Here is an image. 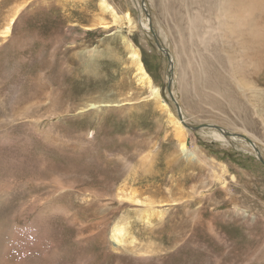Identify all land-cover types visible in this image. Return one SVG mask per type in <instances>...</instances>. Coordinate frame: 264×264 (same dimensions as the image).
I'll list each match as a JSON object with an SVG mask.
<instances>
[{"label":"rangeland","instance_id":"rangeland-1","mask_svg":"<svg viewBox=\"0 0 264 264\" xmlns=\"http://www.w3.org/2000/svg\"><path fill=\"white\" fill-rule=\"evenodd\" d=\"M106 1L118 21L100 0H0V264H264V46L242 43L264 31V0ZM240 2L252 3L243 25ZM171 87L187 126L201 129L174 128L183 114ZM181 136L202 161L184 157ZM124 181L156 202L113 199ZM123 221L149 254L113 242Z\"/></svg>","mask_w":264,"mask_h":264},{"label":"bare ground","instance_id":"bare-ground-1","mask_svg":"<svg viewBox=\"0 0 264 264\" xmlns=\"http://www.w3.org/2000/svg\"><path fill=\"white\" fill-rule=\"evenodd\" d=\"M101 1V4H102V10L104 11V12H107V13H109L110 15H112L113 17H114V19H115V21H118V14H117V12L115 11V9L111 6V4H109L106 0H100ZM241 3V2H240ZM239 3V4H240ZM244 3L245 2H242L241 3V5H240V7H239V9H237L236 10V13L238 14V13H241V15H239L238 17H239V22H240V24H244V22L242 21V19H243V17L245 16V15H247L248 13H249V6H252V3L248 6V7H245L244 8ZM21 5H22V3H21ZM20 7L21 6H19L18 5V8H16V9H14V10H12L9 14H7V16H6V19H5V22H4V25H3V29H2V31H1V33L4 35V38L6 37V35H8L9 33H10V30H11V27H12V25H15L14 23H15V19H16V17L18 16L17 14H18V11H19V9H20ZM251 9V8H250ZM225 10L226 11H228V13L226 12V11H221V13H222V15L223 14H228V15H230L231 16V18H229V28H230V24H231V21H232V18H233V12H232V9H231V6L229 5V6H227L226 8H225ZM131 13H130V11H126V13H125V20L129 23V25H130V27H129V29H130V31H132V28H133V22H132V17H131ZM220 16V15H219ZM224 16V15H223ZM237 16V15H236ZM123 18V17H122ZM104 18L103 17H101L100 19H99V21L97 22V25H99V27H101V28H107L108 27V23L107 22H104V20H103ZM106 21V20H105ZM145 22V21H144ZM142 23V22H141ZM146 23V25H148L149 23L148 22H145ZM96 25V26H97ZM142 25V28L144 29V24H141ZM226 25V24H225ZM255 25V24H254ZM240 26L241 25H239V26H237V24L235 23V28H240ZM150 30H153V28L152 27H150ZM161 31V30H160ZM154 32V35H153V37L155 38V40L157 39L159 42H160V44H161V46H162V48L163 49H161L158 45V48L161 50V51H163V53H164V56H166L168 59H170V62L168 63L169 64V68L172 70V69H174V68H176L177 66H176V59H175V56H174V54L172 53V51H170L168 48H167V45H164V43L162 42V40H160V37L158 36V32L156 33L155 31H153ZM258 33V34H257ZM242 34V33H241ZM245 35V34H244ZM248 35L250 36V38H251V41L249 42V40L247 39V38H245L244 39V41L242 42L243 44H245L246 45V48L247 49H249L251 46H253V44L252 43H255V44H258V46H264V31L263 32H260V30H259V32H258V29H257V27H252V28H250V29H248ZM7 40V39H6ZM124 42L127 44V48H128V50H129V52H130V60H131V63H132V65L135 67V69H136V72H137V76H138V80L141 82V83H143V85L145 84V85H147L148 86V88H149V90H150V95L152 96V97H154L155 99H157L158 101H161L160 99V97H161V95H160V88L157 86V85H155V83H154V81H153V79H152V77L150 76V74H149V72H147V70H146V67H145V65H144V62H143V59H142V57H141V55H140V52H139V49L137 48V47H135L134 46V44L131 42V40H129V39H124ZM166 44V43H165ZM242 44V45H243ZM255 47V46H254ZM258 49V48H257ZM262 50V49H261ZM253 51H254V49H253ZM260 53H257V55H259ZM248 57H250V56H248ZM255 57H256V55H255ZM258 61V60H257ZM172 64V65H171ZM176 72V71H175ZM175 72H174V75H171L172 77H170L171 79L169 80V78H168V81L166 82V83H169L173 78H175ZM241 85V84H240ZM242 85H244V84H242ZM246 88H247V86H246ZM169 94H170V96H171V98H172V100H173V103L174 104H176L177 105V107L179 108V109H181V112H182V114H183V116L182 115H180V118H173V122H174V128L176 129V130H181L182 128H183V125H185V126H187L188 124L187 123H185V114L183 113V110H182V106L180 105V102H179V100H178V95L176 94V90L174 89V88H169ZM162 102V101H161ZM161 102H159L158 104H159V106H160V108H163V109H165L166 111H169L170 109H169V106L166 104V103H162L161 104ZM97 103L96 102H91V103H89L88 105L89 106H91V107H94V106H97L96 105ZM261 110L262 109H259L258 110V112H261ZM171 113V112H170ZM263 114H262V116H260L259 115V120H261L260 122H262L261 123V125H263L264 124V111L262 112ZM188 121V120H187ZM184 123V124H183ZM204 126H206V125H204ZM210 128H212V129H214L213 131H215V133H214V135L215 136H217V137H219V138H222L224 135H223V132L225 133L226 132V130L224 131H222V129H220L219 127H217V126H209ZM192 128V127H191ZM195 128V127H194ZM194 128H192V129H194ZM202 128V127H201ZM200 128V129H201ZM183 129H185V128H183ZM220 131H222V133H220ZM182 133V132H181ZM182 134H184V133H182ZM250 135H253V134H250ZM234 138H236L235 136H234ZM242 139H244V140H246L245 138H243V137H241ZM237 140V139H236ZM246 141H249V140H246ZM178 142H179V147L181 148V151L183 152V155H184V157L185 158H188V159H191V160H194V161H202V159L199 157V155H197L196 154V152H193L192 150H189L188 148H187V144H186V142H185V139H183V137L181 136L179 139H178ZM223 142V141H222ZM250 143H246V146L248 145L249 147H251L250 149H255L256 148V144H255V142L254 141H249ZM243 143H245V141L243 142ZM258 149V148H257ZM195 151V150H194ZM144 158H145V156H143ZM148 157H149V155H148ZM151 158V157H150ZM208 158V157H207ZM149 159V158H148ZM152 159V158H151ZM209 159V158H208ZM147 160V159H146ZM155 160V159H154ZM144 161H145V159H144ZM152 161V160H151ZM171 161V160H170ZM187 161V160H186ZM143 164V163H142ZM214 166V165H213ZM136 168V167H135ZM214 169V168H213ZM222 171V170H221ZM219 172V171H218ZM223 172V171H222ZM217 174V173H216ZM220 175V174H219ZM130 176H131V174H130ZM130 176H128V178L130 177ZM154 176V175H153ZM224 176V175H223ZM135 177V176H134ZM125 178H127V177H125ZM124 178V179H125ZM127 178V179H128ZM136 178V177H135ZM213 178V177H212ZM112 179V178H111ZM111 179H109V180H111ZM114 180V179H113ZM134 180V179H133ZM123 181V180H122ZM129 182H130V180H128ZM109 182V181H108ZM121 183V182H120ZM133 184V183H132ZM118 185V184H117ZM116 186V185H115ZM112 189H113V187H112ZM137 191L138 190H136L132 185H129L128 184V182H123L122 184H120L118 187H117V191L113 194V199H116V200H118V201H121L122 202V200H124V199H127V200H129L130 202L131 201H133V202H136V203H142V204H149V205H153L156 201H154V199H151L152 201H149L150 200V198H142V197H140L139 195H138V193H137ZM197 192V191H196ZM199 193V192H198ZM87 194V193H86ZM184 195V194H183ZM183 195L181 196V197H177V198H173V197H169V201L170 202H172V203H179V202H181L182 200H183ZM194 195H195V191L194 190H192V196L194 197ZM185 196V195H184ZM191 196V195H190ZM85 197V196H84ZM186 197V196H185ZM188 197V196H187ZM191 198V197H190ZM195 198V197H194ZM188 199V198H187ZM184 200H185V198H184ZM189 200V199H188ZM182 202H185V201H182ZM160 203V201L159 202H157V204H159ZM165 203V202H164ZM119 204V203H118ZM121 204V203H120ZM141 204V205H142ZM156 205V204H155ZM187 205H188V203H187ZM118 206V205H117ZM116 207V206H115ZM145 207V206H144ZM149 209V208H148ZM153 209V208H152ZM157 209V208H156ZM114 210V209H113ZM158 210V209H157ZM112 211V210H111ZM160 211V210H159ZM158 212V211H157ZM146 213V212H145ZM161 213V212H160ZM153 214V213H152ZM144 215V214H143ZM154 215V214H153ZM157 215V214H156ZM122 218V217H121ZM148 218V217H147ZM121 220V219H120ZM147 220V219H146ZM147 221H151L150 220V218H149V220H147ZM76 223V222H75ZM114 224V226L112 227V231H111V237H112V239H113V242L116 244H118V245H120V244H124V243H128V242H130V244H132V246H133V248H135V249H137V251H140V252H142L143 254H146V253H150V250H148V248L146 249L145 247H144V245H143V247L142 246H140L139 245V243H137L136 241H137V239H136V237L135 236H133V234L131 235L130 233V229H129V224H128V221L127 222H125V221H123V222H117V223H113ZM149 225V224H148ZM47 229V228H46ZM152 232V231H151ZM131 236V237H130ZM103 238H105V237H103ZM129 238H131V240H129ZM153 238V237H152ZM147 239V238H146ZM46 240V239H45ZM148 242V241H147ZM150 243H152V242H150ZM155 245V244H154ZM158 245V244H157ZM114 247V246H113ZM148 247L150 248V246L148 245ZM115 248V247H114ZM117 248H118V246H117ZM153 248V247H152ZM134 250V249H133ZM52 252V251H51ZM63 252V251H62ZM153 252V251H152ZM142 253H140L139 254V256L140 255H142ZM58 255V254H57ZM110 255V254H109ZM147 255V254H146ZM45 256V255H44ZM119 256V255H118ZM117 256V257H118ZM160 257V256H159ZM34 258V257H33ZM37 258V257H36ZM110 257H108V259H109ZM28 259V258H27ZM113 259V258H112ZM28 261V260H27ZM35 261H38V260H35ZM98 261V260H97ZM21 262H23V260L21 261ZM95 262V261H94ZM35 263V262H34ZM97 263V262H96ZM99 263V262H98ZM19 264V263H18ZM23 264V263H22Z\"/></svg>","mask_w":264,"mask_h":264},{"label":"water","instance_id":"water-1","mask_svg":"<svg viewBox=\"0 0 264 264\" xmlns=\"http://www.w3.org/2000/svg\"><path fill=\"white\" fill-rule=\"evenodd\" d=\"M155 42H156V44H157L161 49H163L162 46H161V44H160V42H159L157 39L155 40ZM169 87H170V85H169ZM204 125H206V126H211V123H206V124H204ZM213 125H214V124H213ZM213 125H212V126H213ZM201 126H202V125L195 126L194 129H199ZM214 126L219 127V128L222 129V131H223V128H222L220 125L218 126L217 124H215ZM187 127H191V126L189 125V126H187ZM227 133H228V135H230V136H234V135H235L234 133H232V132H230V131H228Z\"/></svg>","mask_w":264,"mask_h":264}]
</instances>
